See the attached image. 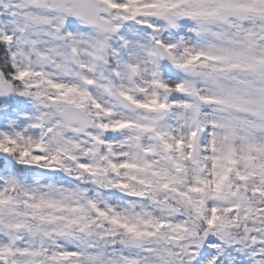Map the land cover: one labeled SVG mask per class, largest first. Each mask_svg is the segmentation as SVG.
Wrapping results in <instances>:
<instances>
[{
  "label": "snow or ice",
  "instance_id": "6c2138e0",
  "mask_svg": "<svg viewBox=\"0 0 264 264\" xmlns=\"http://www.w3.org/2000/svg\"><path fill=\"white\" fill-rule=\"evenodd\" d=\"M0 264H264V0H0Z\"/></svg>",
  "mask_w": 264,
  "mask_h": 264
}]
</instances>
